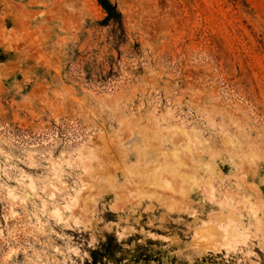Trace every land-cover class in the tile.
Masks as SVG:
<instances>
[{"label":"rangeland","instance_id":"1","mask_svg":"<svg viewBox=\"0 0 264 264\" xmlns=\"http://www.w3.org/2000/svg\"><path fill=\"white\" fill-rule=\"evenodd\" d=\"M109 1L0 0V264H264V0Z\"/></svg>","mask_w":264,"mask_h":264},{"label":"trees","instance_id":"2","mask_svg":"<svg viewBox=\"0 0 264 264\" xmlns=\"http://www.w3.org/2000/svg\"><path fill=\"white\" fill-rule=\"evenodd\" d=\"M100 6L107 12L108 19L112 20L117 16L116 7H114L109 0H98Z\"/></svg>","mask_w":264,"mask_h":264},{"label":"bare ground","instance_id":"3","mask_svg":"<svg viewBox=\"0 0 264 264\" xmlns=\"http://www.w3.org/2000/svg\"><path fill=\"white\" fill-rule=\"evenodd\" d=\"M177 142V141H176ZM174 143V142H173ZM179 147V146H178ZM180 150V149H179ZM183 162V161H182ZM238 223V222H237ZM232 227V226H231ZM230 227V228H231ZM237 225H236V227H235V225H234V227H232V229L230 230V232H229V234L228 235H226V236H223L222 238H224L225 240H224V244L225 243H230V241H231V239H233L236 235H237V233H238V230H237ZM212 230V229H211ZM212 236H216V234H211ZM236 242H238V241H236ZM233 243V242H232ZM228 248V247H227Z\"/></svg>","mask_w":264,"mask_h":264}]
</instances>
